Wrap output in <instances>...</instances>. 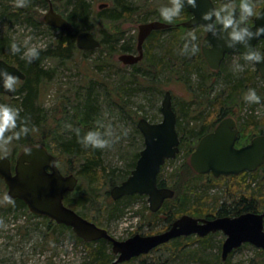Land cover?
Returning <instances> with one entry per match:
<instances>
[{
    "label": "rangeland",
    "instance_id": "obj_1",
    "mask_svg": "<svg viewBox=\"0 0 264 264\" xmlns=\"http://www.w3.org/2000/svg\"><path fill=\"white\" fill-rule=\"evenodd\" d=\"M112 1L89 0L91 5L89 26L101 41L103 38H110V35L114 34V30H119L124 34L123 40L119 45L113 42L109 43L107 47L105 45L104 50L100 48L87 53L74 52V57L65 63H59L53 59L45 60L43 69L50 72V75L40 86L41 96L38 104L45 111L46 119L40 128L39 135L33 137L34 140H37L42 136L49 144L48 150L58 157V154L61 153L60 143L74 137L78 138L77 128L80 130L79 135L82 136L89 129H95L100 124L103 125L101 130L108 134L106 138L109 140V145L96 149L99 150L108 181H101L92 187L88 180L81 178L79 172L83 161L80 158L70 159L65 155L59 165L65 174L74 173L79 178L80 189L70 196L73 200H77L79 197L85 198L80 203L78 213L90 220L96 218L95 214H99L98 209L104 211L107 209L108 203L111 200L114 201L111 195H107V192L110 194L113 186L122 183L131 175L140 157V152L144 149V138L138 129V121L141 118H147L153 123L162 121L161 104L167 91H171L173 94V105L177 113L178 125L188 133L186 137L187 144H190L186 147L188 150L192 148L190 132L192 129H200L204 124L203 119L210 113V110L204 113L203 109H200L199 117L202 119L192 118V112L198 107L194 104L195 100L203 101L201 98L207 96V91H210L211 98L225 97L227 96L225 90L228 89L226 83L229 79L243 76L250 81L253 71L256 70V64L253 61L246 60L239 53H234L224 60L220 74H214L205 62V73L209 76L205 79L206 81L202 80L197 70L191 73H182L183 80L174 77L172 79L169 77V73L165 72L166 77L162 80L164 92L158 99L144 85L133 81L135 79L133 77L134 68L124 65L119 61V57L128 53L138 54L139 26L143 24L140 21L146 18L149 20L148 22L157 20L158 16L150 12L170 3L171 0H126L138 10L119 21L99 16L100 11L103 10L100 9L102 4H108L106 8L112 10V13L115 12ZM13 4L15 3L10 0L0 1V10L5 5L8 13L9 7ZM29 5L34 12V18L44 21L48 4L42 0H30ZM263 5L264 0H255L256 11ZM57 6V10L64 15L70 14L75 7L74 1L70 0L59 3ZM147 9H149L148 14ZM10 23L7 18L0 16V31L15 40L21 47L35 46L38 49H44L53 44L51 39L53 32L49 30L47 32L43 26L31 30L25 22ZM196 32V27L189 28L185 35L188 36L189 33L196 35ZM161 37L169 38V32L164 33ZM112 44L117 47V52L112 53L109 50L108 47ZM123 44L133 46V51H122L120 48ZM144 48L145 51L150 48L153 54L159 53L155 44L147 46L146 42ZM161 55L162 52H160ZM259 75L255 76L253 80L257 87V93L262 98L261 101L255 102L254 106H250V102H247L242 109L240 106L236 107L235 115L232 117L237 121L240 129L241 124L247 120L249 115H252L254 121H257L260 126L256 134L261 135V132L264 133V80L261 74ZM202 84L204 85L203 89L199 87ZM23 85L24 82L19 80L16 90H20ZM192 142L194 145L196 144L194 138H192ZM245 144H247L246 141L242 145ZM242 145L237 143L238 147ZM25 147L15 140L6 144L0 142V157L6 156L15 161ZM190 157L191 155L187 156L186 150H183L175 159H170L163 168L161 179L165 180L167 185H173L178 169L187 161L190 163ZM232 183L234 182L222 181L220 184L211 186L202 185V187L196 188L195 193L206 196L204 201L213 209L218 203L230 201L228 190ZM240 183L244 184L240 189L242 193L249 194L255 190L264 196V172H259L257 179L247 176L246 181H240ZM7 197V190L1 188L0 264H84L89 261L86 247L79 244L67 231L60 232L55 241L51 240L52 238L45 241L47 223L42 217H36L30 211L29 215L18 205L15 212H8L10 203L6 201ZM130 197V200L125 198L120 200L119 211L111 215L110 219H107V214H104L106 218L104 216L99 218L104 225L103 228H106L111 235L119 240H125L137 233L142 235L160 233L165 225L162 220L165 215H160L162 219L151 220L152 218L148 217V210H150L148 197L139 195ZM90 198L97 199L95 208H93ZM261 211H264V207ZM196 237L198 236L187 237L189 241L183 248L175 246L172 240L152 250L149 254L130 261L129 264H140L142 261L162 264H220L218 258L222 259V246L226 235L222 232L211 234L208 236L206 244L196 240ZM106 246L108 252L110 249L112 251L108 244ZM258 255H261V249L251 244H244L232 252L226 261L222 259V262L223 264H250ZM116 258L117 255H114V260Z\"/></svg>",
    "mask_w": 264,
    "mask_h": 264
},
{
    "label": "water",
    "instance_id": "obj_2",
    "mask_svg": "<svg viewBox=\"0 0 264 264\" xmlns=\"http://www.w3.org/2000/svg\"><path fill=\"white\" fill-rule=\"evenodd\" d=\"M47 1L50 3V8L44 16L45 23L61 31L74 32L73 24L54 8V2L62 0ZM107 6L108 4H102L100 9ZM185 7L190 11L191 18L183 22V26L205 28L206 34L202 40L201 49L212 70H220L228 55L234 53L245 55L246 49L242 43H238L235 47H227L223 39H218L207 30L208 21L202 19V13L210 8H216L213 0H197L196 7L191 4H186ZM261 24H264V7L248 27L255 30L257 25ZM169 27V24L160 20L141 24L138 34V54H123L119 57V61L128 66L138 64L144 58V45L151 33ZM217 32L223 37L227 35L222 27L217 26ZM261 40H264V36L253 38L250 43L257 49ZM76 45L79 50L86 52L101 48L102 42L93 32L81 31L77 34ZM253 62L264 80V62ZM0 66L7 67L20 80L26 79L27 75L21 69L6 60L0 59ZM15 92L16 89L11 92L0 86V95L11 97L15 95ZM161 113L163 119L158 123H153L147 118H141L138 121V129L144 138V149L140 152L131 175L110 190L114 201L127 196H147L150 210L154 213L162 209L166 200L175 196L172 188L160 187L158 182L162 167L180 153L178 117L171 91H167L164 95ZM239 134L238 123L233 117L223 119L214 131L200 139L195 151L191 154L190 165L194 171L201 175L212 174L215 178L257 171L264 165V135H258L249 143L237 147ZM29 148L32 149L31 153L26 154L23 150L14 166L10 158L0 157V178L7 186L9 198L22 200L35 216L45 217L57 224L70 227L84 242L105 240L111 243L113 254L117 255L113 264H122L147 255L157 247L180 237L196 235L205 238L217 232L226 235L222 246L224 261L244 244H251L264 250V211L215 219L195 218L184 214L164 232L152 235L137 233L125 240H119L106 228L98 226L65 204V195L73 193L79 184L76 174H64L59 167L56 155L50 153L45 146L35 145Z\"/></svg>",
    "mask_w": 264,
    "mask_h": 264
},
{
    "label": "trees",
    "instance_id": "obj_3",
    "mask_svg": "<svg viewBox=\"0 0 264 264\" xmlns=\"http://www.w3.org/2000/svg\"><path fill=\"white\" fill-rule=\"evenodd\" d=\"M10 1L15 4L9 7L8 13L7 8L4 5V8H1L0 10V16L3 18H7L12 24L17 22H25L30 28H32L31 30L39 29L42 26L45 27L47 32L48 30L53 32V35H51L53 44L48 45L44 49H39V56L33 59L31 63H29L26 59L22 58V54L26 50V48L20 46L21 52L13 54L10 50V45L13 40L8 37L7 34H3L0 31V57H2L10 64L18 66L27 75L26 79L23 81V87L18 91L16 90L14 96L10 97L7 95H0V103H6L20 108V117L26 118L27 122L29 123V133L27 135H22L18 140L15 138H13V140H15L22 146L24 145L26 147H30L35 145H42L48 149L49 144L48 142H46L47 140L43 139L42 136H40L39 139L37 138V140L33 139L35 135H39V131L41 130L40 128H42L43 122H45L46 119L45 111L43 110L42 106L38 104V98H40L41 96L40 86L50 75V72L44 71L43 66L45 65V60L47 59H53L57 60L59 63H65L66 61L74 57V52H84L77 48L76 37L77 34L81 31L92 32V28L89 26L91 5L89 0H70L74 1L75 5L74 9L72 10L73 12H70V14L66 15L68 21H70L75 27V31L70 33L50 27L42 20H36L34 18V12H32V9H30V0H25V6L23 7H17L16 0ZM213 1L215 2L217 9L220 8L221 5L225 2V0ZM112 3L115 12L112 13V10L110 11L109 8L105 7L100 11L99 16L112 21H119L126 18V15H132V13H135L138 10L137 8H133L129 2H126V0H113ZM235 3L238 5L239 0H235ZM263 7L264 5L257 9L256 12L259 13ZM159 8L160 7H158V9L156 10H152V12L150 13L154 14L155 16L157 15V20L169 24L170 27L164 30L153 31L146 40L147 46L149 44H155V46L158 48L159 53L153 54L152 50L150 48H147L143 60L138 64L132 66L135 70L133 72V77H135L133 81H137L139 84L144 85L146 89L152 92L155 97H158V99L164 92L162 80L164 77H166L164 74L165 72L169 73L170 78H177L178 80H183L181 76L182 73H191L194 70H197L202 80H205L207 77H209L205 73L206 60L204 59L201 49V43L204 38L205 28L202 26L196 27V40L192 41V43L197 46V51L194 54H185L182 51L183 45L186 40L190 39V37L185 35V32L188 31L189 28L183 26V22L191 18L190 11L184 6L179 17L175 18L172 22H167L160 16ZM146 11H148V14L149 9H147ZM238 11L239 9L237 8V13ZM255 16L256 15L250 17L246 21L247 26L253 23ZM148 21L149 20L146 18L142 19L140 22H143L144 24L148 23ZM217 26L222 27V25H220L218 22ZM167 32H169V38L164 39L163 37H161L164 33ZM123 37V33H121L119 30H114V34L110 35V38H103V40L101 41V49L104 50L105 45L107 47V45L112 42L119 45V43H121V41L123 40ZM114 44L108 47L112 53L117 52V47ZM120 49L124 52H131L133 51V46H131L130 44H123L121 45ZM257 49L264 53V40H261L258 43ZM160 52H162L161 56ZM229 56H227L226 59ZM243 57L245 58L244 55ZM221 70L222 68L218 71H213V73L220 74ZM259 74L260 72L257 69L254 70L253 75H251L250 81L246 80L243 76L240 78L229 79L226 83L228 89L225 90L227 94V96L225 97L218 96L217 98H211L210 91H207V98H201L203 101H198L196 99L194 104H196L195 106L198 107L192 112V118H197L198 120L202 119V117H199L200 109H203L204 113L207 110H210V113L203 119L204 124L200 129H192V131L190 132L189 138L191 139L192 143L191 149L189 148L187 150L186 148L190 145L189 143L187 144L186 140V137L188 136L187 131L177 124V129L181 141L180 152L186 150L187 156L191 155L196 149L200 139L204 135L214 131L216 126L223 119L234 116L236 107L240 106V108L242 109L243 106L248 102L244 99V96L247 93L246 90L251 87L257 91V87L253 79H255V76H260ZM199 87L203 89L204 85L202 84ZM254 104L255 102H252L250 103V106H254ZM23 122L24 121L18 120V128L19 125ZM259 127V123L257 121H254L252 115H249L247 120H245L241 124L237 143H241V145L245 141L246 143H249L254 137L258 136V134H256V131L259 129ZM261 135H264V133L261 132ZM192 138L195 139V145L192 142ZM60 147L61 153L58 154L59 156L57 157L59 165L62 162V157L65 155L69 156L70 159L80 158L83 161L81 170L79 172L81 178H85L86 180H88L89 184L92 185V187H94L93 185H96L101 181H108V175H106V173L104 172L106 169L102 165L99 150L91 146L85 148L81 144L79 138L76 137L60 143ZM24 149L25 148H23V150ZM163 168L164 166L162 167V170L158 176L159 186L172 188L175 191V196L171 200H166L164 206L160 211L154 213L148 210V217L152 218L151 220L155 218L156 220L162 219L160 215H165V217L162 219L165 222V225L160 233L168 230L173 222L184 214H189L195 218L215 219L228 216L237 217L249 212H263L261 211L264 207L263 194L255 190L252 193L249 192V194L242 193L240 189L243 188L245 182H243L244 184H242L240 183V181H246L247 176H250L252 179H257L259 177V172H264V165L261 166L257 171L252 173L244 172L238 176H222L220 178H215L212 174L201 175L196 173L191 167L190 163L187 161L185 165L181 166V168L178 169V173H176V177H174L175 182L173 185H167L165 183V180L161 179V176L164 172ZM222 181L234 182L232 183V185L230 184L228 190L230 194V201L222 202L221 204L218 203L217 206L212 209L204 201V199H206V196L195 193V190L198 187H202V185L211 186L220 184ZM1 188L7 190L5 182L0 178V190ZM79 189L80 188L78 185L74 192L77 193V190ZM71 194L72 193H67L65 195V204L79 212L78 210L80 207V203H82L83 199L85 198L79 197L77 200H73L72 196H70ZM107 195H110L109 192H107ZM124 198L129 200L131 199L130 196ZM120 200H111V202L107 205V210L105 209L106 211L99 210L97 208L99 214H95L96 218H92L91 221L95 222L98 226L103 227V223L98 218H102L104 214H107V219H110L111 215H114V213L119 211V207H121ZM6 201L10 203L7 209L8 212H15L16 206L18 205L20 208H23V210H26L30 215L26 204L22 200H13L7 197ZM90 202L92 203L93 208H95V206L97 205V199L90 198ZM181 212L183 213L181 214ZM42 219L47 223V226L45 228V241H48L49 238H52L51 240L55 241L57 235L60 232L67 231L79 244H83L86 247L89 254V261L84 264L114 263V254L110 249L112 248L111 243L105 240H99L89 243L84 242L82 239L75 235L70 227L57 224L56 222L45 217H42ZM208 238V236L205 238L196 237V240L202 242V244H206ZM188 239L189 238L187 237H180L173 240V243L175 246L183 248L189 241ZM106 244L110 246V252H108L109 250ZM218 260L220 264H223L221 257H219ZM258 261H261L262 263ZM129 262H125L122 264H129ZM140 264L162 263H146L145 261H142ZM250 264H264V250H261V255H258L255 259H253Z\"/></svg>",
    "mask_w": 264,
    "mask_h": 264
},
{
    "label": "clouds",
    "instance_id": "obj_4",
    "mask_svg": "<svg viewBox=\"0 0 264 264\" xmlns=\"http://www.w3.org/2000/svg\"><path fill=\"white\" fill-rule=\"evenodd\" d=\"M186 4L197 6V0H171L170 3L164 4L159 8L160 16L167 22H172L175 18L181 15L182 9ZM25 6V0H17V7ZM237 8L239 9L237 13ZM259 15L255 9V0H239V4L235 0H225L220 8H210L202 13V19L208 21L206 24L207 30L216 36L218 39H223L224 45L227 47H235L238 43H242L246 49L245 59L250 61L264 62V53L252 46L250 41L253 38L264 36V24L257 25L255 30L248 27L246 21L254 16ZM217 22L222 25L223 32L226 37L220 36L217 32ZM190 39L186 40L182 51L185 54H194L197 51V46L192 43L196 40L193 33H189ZM10 50L13 54L20 53V45L13 40L10 45ZM39 56V49L35 46L28 47L22 54V58L29 63ZM19 77L8 70L5 66H0V86L4 89L14 92L18 86ZM244 99L250 103L260 102L261 96L254 88H249L244 96ZM21 109L6 103H0V142L8 143L15 139H19L22 135H27L30 131L29 123L26 118L20 117ZM18 120L24 121L19 125ZM99 123V122H98ZM71 127V125H68ZM103 125L95 129H89L82 136L79 135L80 130L76 132L81 144L87 148H105L109 145L108 135L102 131ZM10 133V134H8ZM31 148L25 147V153L30 154Z\"/></svg>",
    "mask_w": 264,
    "mask_h": 264
},
{
    "label": "flooded vegetation",
    "instance_id": "obj_5",
    "mask_svg": "<svg viewBox=\"0 0 264 264\" xmlns=\"http://www.w3.org/2000/svg\"><path fill=\"white\" fill-rule=\"evenodd\" d=\"M42 1H44V2H46L47 4H48V11H49V8H50V3L47 1V0H42ZM64 1H66V0H62V1H60V2H54V8H55V10L58 12V13H60L58 10H57V4H59V3H62V2H64ZM47 11V12H48ZM62 14V13H61ZM64 15V14H63ZM65 17H66V15H64ZM14 65V64H13ZM16 66V65H15ZM18 67V66H17ZM19 68V67H18ZM20 69V68H19ZM20 80V79H19ZM23 81V80H22ZM19 157V156H18ZM16 160L17 159H15V161H12V164H13V166L15 165V162H16Z\"/></svg>",
    "mask_w": 264,
    "mask_h": 264
},
{
    "label": "bare ground",
    "instance_id": "obj_6",
    "mask_svg": "<svg viewBox=\"0 0 264 264\" xmlns=\"http://www.w3.org/2000/svg\"><path fill=\"white\" fill-rule=\"evenodd\" d=\"M31 9V8H30ZM38 11V10H37ZM12 12V11H11ZM73 12V11H72ZM36 13V12H35ZM22 14V13H21ZM24 15H25V13H24ZM39 16V15H38ZM32 17V16H31ZM23 18H24V16H23ZM20 20V19H19ZM37 20V19H36ZM12 24V23H11ZM32 29V28H31ZM1 59V58H0ZM17 62V61H16ZM251 88V87H250ZM39 99V98H38ZM98 186V185H97ZM96 188V187H95ZM91 189V188H90ZM79 196V195H78ZM107 203V202H106ZM72 205V204H71ZM107 210V209H106ZM105 210V211H106ZM191 210V209H190ZM188 211V210H187ZM183 212H181V214H182ZM175 217V216H174ZM99 219V218H98ZM96 221V220H95ZM99 222V221H98ZM97 222V223H98ZM51 232V231H50ZM81 239V238H80Z\"/></svg>",
    "mask_w": 264,
    "mask_h": 264
}]
</instances>
